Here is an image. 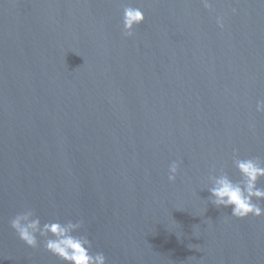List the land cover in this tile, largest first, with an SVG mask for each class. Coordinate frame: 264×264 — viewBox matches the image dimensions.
<instances>
[{"label":"water","instance_id":"water-1","mask_svg":"<svg viewBox=\"0 0 264 264\" xmlns=\"http://www.w3.org/2000/svg\"><path fill=\"white\" fill-rule=\"evenodd\" d=\"M208 3L0 0V264H64L11 228L26 209L82 221L106 264H264V216L208 191L234 153L264 162V0Z\"/></svg>","mask_w":264,"mask_h":264},{"label":"clouds","instance_id":"clouds-1","mask_svg":"<svg viewBox=\"0 0 264 264\" xmlns=\"http://www.w3.org/2000/svg\"><path fill=\"white\" fill-rule=\"evenodd\" d=\"M205 8H209L208 0H203ZM145 16L139 8L127 6L123 12V29L126 37H132L134 29L143 24ZM218 24L223 27L222 21ZM257 112L264 113V101L257 103ZM233 164L240 179L233 181L223 170L218 176H210L212 186L210 202L217 208H231V216L246 219L249 216L259 218L264 216V208L259 201H264V188L258 187V182L264 179V162L259 158H239L233 154ZM179 164L173 162L168 169V181L174 183L177 178ZM256 201V202H254ZM11 228L18 238L29 248L39 246L37 236L43 239V247L56 256L64 264H106L102 252L93 254L92 244L87 235H79L83 222L68 220L61 223L58 220L44 223L36 217L34 211L26 209L17 214L10 222Z\"/></svg>","mask_w":264,"mask_h":264}]
</instances>
